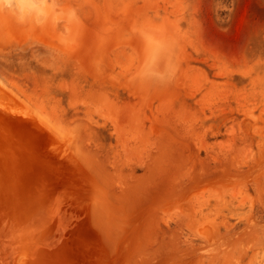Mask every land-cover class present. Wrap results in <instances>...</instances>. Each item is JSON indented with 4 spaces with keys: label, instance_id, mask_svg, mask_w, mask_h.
Segmentation results:
<instances>
[{
    "label": "rangeland",
    "instance_id": "1",
    "mask_svg": "<svg viewBox=\"0 0 264 264\" xmlns=\"http://www.w3.org/2000/svg\"><path fill=\"white\" fill-rule=\"evenodd\" d=\"M0 85L100 189L108 258L264 264V0H0Z\"/></svg>",
    "mask_w": 264,
    "mask_h": 264
},
{
    "label": "water",
    "instance_id": "2",
    "mask_svg": "<svg viewBox=\"0 0 264 264\" xmlns=\"http://www.w3.org/2000/svg\"><path fill=\"white\" fill-rule=\"evenodd\" d=\"M100 189L72 156L0 89V264H125L88 223Z\"/></svg>",
    "mask_w": 264,
    "mask_h": 264
},
{
    "label": "bare ground",
    "instance_id": "3",
    "mask_svg": "<svg viewBox=\"0 0 264 264\" xmlns=\"http://www.w3.org/2000/svg\"><path fill=\"white\" fill-rule=\"evenodd\" d=\"M0 88H2L3 89V86L2 85H0ZM4 91V90H3ZM9 93V92H8ZM10 96H12L11 94H9Z\"/></svg>",
    "mask_w": 264,
    "mask_h": 264
}]
</instances>
